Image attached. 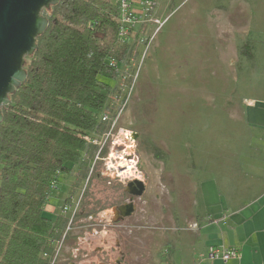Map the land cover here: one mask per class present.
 Returning <instances> with one entry per match:
<instances>
[{
  "label": "rangeland",
  "instance_id": "1",
  "mask_svg": "<svg viewBox=\"0 0 264 264\" xmlns=\"http://www.w3.org/2000/svg\"><path fill=\"white\" fill-rule=\"evenodd\" d=\"M158 4L152 15L164 23L153 37L155 26L145 24L140 31L150 39L148 45L132 47L135 81L119 120L120 126L137 134L141 169L150 182L142 200L136 201L139 214L151 209L150 203L144 206L145 199H160L164 212L181 211L177 202L181 196L205 197L211 182L216 181L219 189L224 180L245 175L249 160L258 159L264 150V131L248 117L250 109L264 111V0H161ZM100 169L101 163H95L87 182L82 181L71 195L74 199L81 195L80 204L54 264L80 260L93 264L94 252L72 256L77 238L103 212L114 216V209L128 202L122 185L107 186ZM72 182L73 176L60 178V188L48 200L54 207L49 216L60 212ZM192 207L190 201L195 211ZM129 223L144 227L139 221ZM150 227L154 231L153 225L145 226ZM133 230L125 232L132 237L138 232ZM130 242L115 250L120 263L140 262L135 255L141 252Z\"/></svg>",
  "mask_w": 264,
  "mask_h": 264
},
{
  "label": "trees",
  "instance_id": "2",
  "mask_svg": "<svg viewBox=\"0 0 264 264\" xmlns=\"http://www.w3.org/2000/svg\"><path fill=\"white\" fill-rule=\"evenodd\" d=\"M25 59V81L1 109L0 264H49L68 218L48 203L60 178L73 176L68 196L87 178L100 121L112 110L133 44L118 36L115 0H60ZM63 204V205H64ZM61 205V206H63Z\"/></svg>",
  "mask_w": 264,
  "mask_h": 264
},
{
  "label": "crops",
  "instance_id": "3",
  "mask_svg": "<svg viewBox=\"0 0 264 264\" xmlns=\"http://www.w3.org/2000/svg\"><path fill=\"white\" fill-rule=\"evenodd\" d=\"M132 1L138 11L141 0ZM250 111V122L264 131V111ZM260 155L249 160L245 175L234 181L224 180L226 183L219 184V189L216 181L207 185L205 197L181 196L177 201L181 203L179 212H164L159 206L160 199L153 202L145 199L144 206L150 203L151 207L147 213L139 214L135 210L132 215L117 220L114 214L116 222L132 225L130 221H139L144 226L129 229V232L138 231L132 237L126 234L127 229L112 230L114 247L122 249L131 240L141 252L135 255L140 260L136 264H264V150ZM149 184L146 176L145 189ZM190 201L195 211L190 208ZM151 225L154 231L145 228ZM163 227L173 229L168 232ZM209 246L236 247L240 257L225 262L208 261L204 253Z\"/></svg>",
  "mask_w": 264,
  "mask_h": 264
},
{
  "label": "built area",
  "instance_id": "4",
  "mask_svg": "<svg viewBox=\"0 0 264 264\" xmlns=\"http://www.w3.org/2000/svg\"><path fill=\"white\" fill-rule=\"evenodd\" d=\"M159 2L160 0H141L140 9L136 11L133 8L132 0H115L120 24L118 30L119 38L136 46L137 44H146L145 46H147L150 39H146V35L140 30L145 24L152 23L155 26L152 37L159 31L164 20L159 21L152 15ZM145 50L141 54V59L145 54ZM137 52L133 51L134 57H138ZM133 59L131 58L130 60L131 69L122 70L118 92L111 96L112 110L104 111L100 115V121L105 124L104 130L93 138H85L97 149L90 161L88 174L92 172L94 164L100 162L101 169L99 174L105 180V184L111 186L118 183L122 185L123 189L129 182L138 181L144 185L146 182V175L141 169L140 158L137 153L134 133L132 130L119 125V120L134 86L135 77L133 73H135V69H133L134 72L132 73ZM88 179L89 175H87L86 182ZM80 199L81 195L77 199L70 198L68 203L60 207V213L66 215L68 221L60 239L53 243L52 253L49 255L43 254V257L48 258L49 264H54L56 261L60 247L70 230V224L78 211ZM88 218L91 219V216ZM98 219L88 232H84L81 237L77 238L76 247L71 250L72 256L83 257L87 256L89 252H94L97 254L94 256L93 264H115L118 261V257L114 256L117 248L113 245L112 230H129L130 228L139 227L116 222L113 220L114 216L112 213L107 212H103L98 216ZM204 257L208 261L221 260L225 262L239 258L240 252L236 247L209 246L204 253ZM82 263L83 261L80 260V262L73 264Z\"/></svg>",
  "mask_w": 264,
  "mask_h": 264
},
{
  "label": "water",
  "instance_id": "5",
  "mask_svg": "<svg viewBox=\"0 0 264 264\" xmlns=\"http://www.w3.org/2000/svg\"><path fill=\"white\" fill-rule=\"evenodd\" d=\"M60 0H0V122L1 109L9 104V96L25 81V59L36 49V39L46 29L48 20L41 14ZM134 138L137 134L134 133ZM145 185L129 182L124 191L131 197L143 194ZM135 211L129 201L114 209L117 219Z\"/></svg>",
  "mask_w": 264,
  "mask_h": 264
},
{
  "label": "flooded vegetation",
  "instance_id": "6",
  "mask_svg": "<svg viewBox=\"0 0 264 264\" xmlns=\"http://www.w3.org/2000/svg\"><path fill=\"white\" fill-rule=\"evenodd\" d=\"M144 191L146 192V189ZM145 192H143V193H145ZM141 196H143V194ZM141 196H139V197H131V196H128L127 201L128 202L131 201L134 204L135 208H136L137 207L136 201L139 200L141 198Z\"/></svg>",
  "mask_w": 264,
  "mask_h": 264
}]
</instances>
